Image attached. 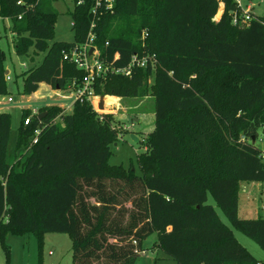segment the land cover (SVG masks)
<instances>
[{
	"label": "trees",
	"instance_id": "1",
	"mask_svg": "<svg viewBox=\"0 0 264 264\" xmlns=\"http://www.w3.org/2000/svg\"><path fill=\"white\" fill-rule=\"evenodd\" d=\"M91 9L92 0L75 5V38L65 41L55 40L59 13L47 2L0 0V96L7 94L2 22L12 23L17 54L46 52L22 74L24 93L41 83L71 91L84 71L63 52L86 40ZM235 13L243 14L235 0H116L98 20L95 43L108 60L119 53L117 66L135 52L157 54L155 69L95 83L99 95L154 98L140 174L109 162L116 119L90 101L77 100L70 112L58 104L34 115L25 108L16 131L11 113L0 111V242L8 264L9 235L30 232L40 240L69 233L74 264H132L153 232L177 264H264L208 203L211 194L234 228L264 249V216L239 217L241 183L264 182V16L236 24Z\"/></svg>",
	"mask_w": 264,
	"mask_h": 264
},
{
	"label": "rangeland",
	"instance_id": "2",
	"mask_svg": "<svg viewBox=\"0 0 264 264\" xmlns=\"http://www.w3.org/2000/svg\"><path fill=\"white\" fill-rule=\"evenodd\" d=\"M58 11L59 15L55 25V40L73 41L75 32L72 28L71 12L75 7L73 0H43ZM249 0H242L246 4ZM259 2L260 0H253ZM220 3L218 13L214 20H219L223 8ZM257 13L264 15V2L256 9ZM6 26V28H4ZM2 37L1 46L6 54L5 65L10 70L11 79L7 80V94L0 96V106L4 111L10 112L12 116V128L18 129L21 123L23 110L25 108L39 110L47 103L67 102V106L74 104V96L69 99H61L54 94L55 90L51 84L42 83L39 89L32 94H25L23 91L24 78L22 74L39 65L46 56L45 51L38 53L31 49L29 56L17 54L12 33V23L6 19L1 23ZM60 94L68 95L69 92L60 90ZM12 97V101L8 98ZM104 97V108H100L101 98ZM115 97L111 95H99L94 102L101 112H112L116 119V126L119 130L118 141L111 145L113 151L109 162L113 165H122L129 168L133 165L137 173H141L139 155L149 150L143 143L155 125L154 98L151 95L144 97ZM63 107V106H62ZM67 110V112H70ZM61 115V114H60ZM58 115L57 120L60 118ZM139 120V121H138ZM139 138L137 142L131 134ZM259 145L264 146V130H260ZM208 203L212 204L221 220L233 229L239 242L245 246L257 259L264 260V249L244 232L234 228L226 214L218 206L214 197L208 195ZM129 205V204H128ZM264 182L246 181L241 183L239 200V217L256 218L264 216ZM130 206V205H129ZM244 206H247L245 208ZM158 233L153 232L143 241L144 251L132 264H177V261L166 255L164 251L156 246ZM7 243L11 252L9 264H74L73 242L71 235L67 232H45L42 240L33 232L25 235L10 234ZM0 264H8L6 250L0 242Z\"/></svg>",
	"mask_w": 264,
	"mask_h": 264
},
{
	"label": "built area",
	"instance_id": "3",
	"mask_svg": "<svg viewBox=\"0 0 264 264\" xmlns=\"http://www.w3.org/2000/svg\"><path fill=\"white\" fill-rule=\"evenodd\" d=\"M75 5H80L85 0H73ZM238 5L242 8V0H235ZM21 3V1H19ZM116 0H92V21L86 40L83 43H77L73 45L69 50L63 52V59L74 63L79 69L84 71V76L80 82L74 81L72 84L71 91H68V95H63V98L69 99L74 96V102L79 101H90L95 110L100 111L94 102V98L97 97L95 93V83L99 78H105L108 74H121L124 76H132L135 68L139 67H152L153 69L158 66V58L156 53H151L146 50L142 52H135L125 66H117L116 60L119 58V53H116L114 60H108L102 56L101 50L97 47L95 40L96 34L94 29L97 25L98 20L105 13H113L115 8ZM21 18V16H19ZM254 18V15L250 11H243L242 15L234 14L233 22L236 24H243ZM73 25V22H72ZM148 36L146 30L142 33V40ZM93 48V51H91ZM10 74H7V80H10ZM12 101V97L8 98ZM65 111L70 110L72 106H65ZM39 109H32V114H38ZM40 130L36 131V137L33 142L38 141V135ZM264 209V205H263Z\"/></svg>",
	"mask_w": 264,
	"mask_h": 264
},
{
	"label": "crops",
	"instance_id": "4",
	"mask_svg": "<svg viewBox=\"0 0 264 264\" xmlns=\"http://www.w3.org/2000/svg\"><path fill=\"white\" fill-rule=\"evenodd\" d=\"M262 2H264V0H260L259 2H256V1H253V0H249L245 5L242 4V9H243V11H250L251 14H253L255 16H264V15L258 14L257 11H256V9L261 6ZM223 5H224V3H223ZM223 12H224V6L222 8V12L220 13V15H222ZM7 68H8V66H6V69ZM6 74H10V70L9 69L6 70ZM54 90H55L54 94L58 95V97L61 98V99H65V98H63V94L62 93L60 94V92H59L60 89H54ZM110 96L111 95H107V97H110ZM115 97H117V96H115ZM118 98H120V97H118ZM0 102H1V100H0ZM66 103L67 102H62V103H47V104H44V105H54V104H58L60 106H63L64 108H66L65 107L66 106ZM35 108H37V107H35ZM0 111H4L1 106H0ZM244 207L247 208V206H244Z\"/></svg>",
	"mask_w": 264,
	"mask_h": 264
},
{
	"label": "water",
	"instance_id": "5",
	"mask_svg": "<svg viewBox=\"0 0 264 264\" xmlns=\"http://www.w3.org/2000/svg\"><path fill=\"white\" fill-rule=\"evenodd\" d=\"M91 51H93V48H92V50ZM57 89H59V87H57ZM99 107L100 108H104V97H102L101 98V102H100V104H99ZM42 115V114H41ZM131 136H132V138H134L137 142H139V138L136 136V134H131ZM254 141H255V139H254Z\"/></svg>",
	"mask_w": 264,
	"mask_h": 264
}]
</instances>
